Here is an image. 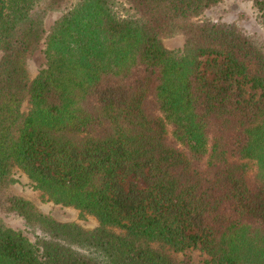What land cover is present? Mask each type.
<instances>
[{
	"label": "trees",
	"instance_id": "trees-1",
	"mask_svg": "<svg viewBox=\"0 0 264 264\" xmlns=\"http://www.w3.org/2000/svg\"><path fill=\"white\" fill-rule=\"evenodd\" d=\"M217 1L0 0V192L18 167L42 199L97 220L11 194L38 234L0 216V264H183L188 247L264 264V49L194 19ZM40 2L62 9L47 29Z\"/></svg>",
	"mask_w": 264,
	"mask_h": 264
},
{
	"label": "rangeland",
	"instance_id": "rangeland-1",
	"mask_svg": "<svg viewBox=\"0 0 264 264\" xmlns=\"http://www.w3.org/2000/svg\"><path fill=\"white\" fill-rule=\"evenodd\" d=\"M37 8L43 11L44 29H47L53 20L62 13V9L45 7L43 2H40ZM117 10H121L119 5ZM194 19L233 22L254 43L264 49V27L251 0H219L204 8ZM163 41L165 46L176 49L181 46L182 35L170 36ZM42 48L43 38L32 48L26 59V67L31 76L44 62ZM12 177L13 182L10 187L6 191L0 192V216L7 224L19 229L28 239L33 241L38 234V229L27 224L20 214L8 209L5 198L11 194L28 197L41 211L47 212L59 220H76L85 227H92L97 224L96 218L90 213H81L78 208L69 204L42 199L33 187L32 180L20 168L14 167ZM178 257L183 264H206L208 255L198 247H188L179 251Z\"/></svg>",
	"mask_w": 264,
	"mask_h": 264
}]
</instances>
